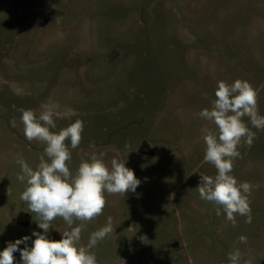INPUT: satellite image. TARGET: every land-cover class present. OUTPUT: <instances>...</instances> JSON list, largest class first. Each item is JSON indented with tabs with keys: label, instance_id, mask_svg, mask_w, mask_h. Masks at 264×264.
<instances>
[{
	"label": "rangeland",
	"instance_id": "374dc122",
	"mask_svg": "<svg viewBox=\"0 0 264 264\" xmlns=\"http://www.w3.org/2000/svg\"><path fill=\"white\" fill-rule=\"evenodd\" d=\"M237 79L253 86L264 115V0H0V251L26 235L31 247V233L43 232L20 199L16 160L35 169L45 147L25 138L19 109L50 104L61 114L54 131L84 122L80 146L69 144L73 173L95 153L141 181L106 194L87 223L84 244L112 217L93 249L99 264H229L235 249L241 264H264V131L244 118L256 135L231 173L253 185L251 223L237 215L233 227L196 189L200 174H216L201 132L215 126L198 113L218 81ZM51 227L53 240L67 229L60 218Z\"/></svg>",
	"mask_w": 264,
	"mask_h": 264
},
{
	"label": "clouds",
	"instance_id": "9594fccd",
	"mask_svg": "<svg viewBox=\"0 0 264 264\" xmlns=\"http://www.w3.org/2000/svg\"><path fill=\"white\" fill-rule=\"evenodd\" d=\"M214 95L211 107L202 109L198 115L215 126V131L203 127L201 132L206 145L204 161L214 166L216 174H200L196 189L201 200L216 206L217 216L223 212L236 227L237 215L246 217L245 223L252 222L249 197L253 185L238 182L231 173L234 161L241 156L238 148L252 147L256 134L251 128L264 131V115L259 114L256 90L246 80L237 79L231 84L218 81ZM19 111L25 138L45 145L35 169L22 157L16 160L21 170L16 178L26 184L20 199L35 213L34 221L43 232L31 233L35 237L31 247L28 246L31 237L27 235L8 242L0 251V264H16L14 253L18 251L20 264H99L93 249L113 232L112 217L107 218L105 226L92 231L84 244L81 240L87 223L103 214L106 194L125 196L135 192L141 181L125 162L113 158L109 165L103 154L95 153L82 160L73 173L69 168L72 160L69 144L73 150L80 146L84 122L77 119L54 131L56 120L61 118L56 105L42 104L39 111L24 108ZM12 126H16L15 120ZM57 218L64 221L67 229L60 232V240H53L49 238V230ZM145 239L141 237L142 241ZM238 239L240 243H247L243 235ZM21 244L23 248L19 247ZM242 259L239 249L228 253L229 264H241Z\"/></svg>",
	"mask_w": 264,
	"mask_h": 264
},
{
	"label": "trees",
	"instance_id": "16d2710c",
	"mask_svg": "<svg viewBox=\"0 0 264 264\" xmlns=\"http://www.w3.org/2000/svg\"><path fill=\"white\" fill-rule=\"evenodd\" d=\"M151 154V153H150Z\"/></svg>",
	"mask_w": 264,
	"mask_h": 264
}]
</instances>
